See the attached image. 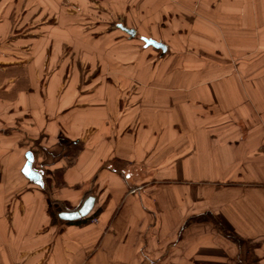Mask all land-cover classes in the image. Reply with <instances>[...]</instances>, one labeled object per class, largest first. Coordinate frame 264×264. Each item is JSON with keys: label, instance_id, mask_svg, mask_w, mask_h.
Segmentation results:
<instances>
[{"label": "crops", "instance_id": "1", "mask_svg": "<svg viewBox=\"0 0 264 264\" xmlns=\"http://www.w3.org/2000/svg\"><path fill=\"white\" fill-rule=\"evenodd\" d=\"M40 1L0 0V264H264V0H101L167 46L129 65Z\"/></svg>", "mask_w": 264, "mask_h": 264}, {"label": "rangeland", "instance_id": "2", "mask_svg": "<svg viewBox=\"0 0 264 264\" xmlns=\"http://www.w3.org/2000/svg\"><path fill=\"white\" fill-rule=\"evenodd\" d=\"M72 2L73 6L70 5L69 3ZM4 3V2H2ZM1 3V4H2ZM39 6H40V11H37V4L35 7V11H31V12H69V8H74L76 10V12L78 13L76 16H74L73 19V23L75 25H79L82 28H85L87 31V34H89L90 39L91 40H97L100 39L101 37H104L106 35V38H109V36L112 39V42H120V46H121V50H119L118 48L115 49L112 47V45L110 44V47H105L101 52V54H103L104 52L107 53V57L111 58L113 57V53L114 52H119L121 51L122 54V63L123 65H129L130 61L129 59H133L132 58V54H135L136 50L140 53L143 52V54L148 55V58H154L155 62H157L158 59V55L160 53L159 49L154 48L153 46H147L144 47L143 45V41L139 38L140 35L144 34V32L141 33H137L135 37H133V42L131 41V39L128 37V34L125 33L123 30L121 29H116L113 32H107L110 25H114V22L117 21L118 19V14L112 10V9H102L101 8V0H59L58 4H60L58 7V9L54 8V5L50 4V1L46 0V1H40L38 2ZM27 10H25V12H28L30 10V8L26 5L25 6ZM107 7V6H106ZM2 8V7H1ZM25 9V8H23ZM104 12V15H103ZM106 13V15H105ZM124 13V12H122ZM142 15H145L146 12H141ZM104 16V17H101ZM102 18H106L108 21V23H102L101 21L103 20ZM56 20V17L53 18V21ZM49 21H52V19H50ZM36 21H33L32 18L30 19V22L28 24H33ZM150 22H152V19L150 20ZM162 22V21H161ZM102 30H105L104 33H101ZM147 34V33H145ZM155 35L160 37L161 34L158 32H154V33H149V35ZM104 41L107 39H103ZM136 46V48H135ZM148 50V52H147ZM139 57V55H138ZM127 59V60H126ZM150 60V59H149ZM135 59L133 60V63H135ZM145 65V63L143 64V66ZM154 64V68H155ZM141 70H145V67H140ZM158 68V65H157ZM157 70V69H156ZM53 212V211H52ZM248 247V246H247ZM246 249V246H245ZM248 249V248H247ZM252 254H254V250L251 249L250 251ZM250 253L248 260L252 261V260H256L253 257V255ZM255 255V254H254Z\"/></svg>", "mask_w": 264, "mask_h": 264}, {"label": "water", "instance_id": "3", "mask_svg": "<svg viewBox=\"0 0 264 264\" xmlns=\"http://www.w3.org/2000/svg\"><path fill=\"white\" fill-rule=\"evenodd\" d=\"M117 27H119L121 30H123L125 33H127L130 37L135 36L136 32L132 28H127L125 27L121 22H118L116 24ZM140 39L144 42V46H153L157 49L161 50V53H164L167 49V46L158 40L141 36ZM26 161L22 169V173L25 175L26 178L34 182L35 184L39 186L44 185V180H43V175L40 171L37 169L33 168V154L32 152L28 151L26 153ZM95 202V197L92 195H89L83 203L76 209H71V210H62V208L55 203L56 210L58 211V217L63 219V220H76L83 218L87 216L91 209L93 208Z\"/></svg>", "mask_w": 264, "mask_h": 264}, {"label": "trees", "instance_id": "4", "mask_svg": "<svg viewBox=\"0 0 264 264\" xmlns=\"http://www.w3.org/2000/svg\"><path fill=\"white\" fill-rule=\"evenodd\" d=\"M157 49V48H156ZM160 50V49H159ZM60 207H62L61 205H59ZM191 221H201V220H211L213 221L217 226H219L220 228H223V224L221 223V221L219 219H217L215 216H213L210 213L207 214H203L201 216H197V217H193L190 219ZM226 231V230H224ZM225 234L231 238L232 240H234L235 242H239L238 239H236L235 237L231 236L228 232H225Z\"/></svg>", "mask_w": 264, "mask_h": 264}]
</instances>
